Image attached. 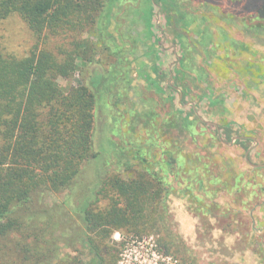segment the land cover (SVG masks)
Wrapping results in <instances>:
<instances>
[{"label":"rangeland","instance_id":"obj_1","mask_svg":"<svg viewBox=\"0 0 264 264\" xmlns=\"http://www.w3.org/2000/svg\"><path fill=\"white\" fill-rule=\"evenodd\" d=\"M108 1L78 37L75 73L58 78L95 89L97 156L15 209L27 237L0 240L1 264H95L80 210L108 177L143 173L165 179L161 222L114 231L112 264H264V21L233 0ZM70 37H37L17 13L0 21V45L19 57L78 48Z\"/></svg>","mask_w":264,"mask_h":264},{"label":"trees","instance_id":"obj_2","mask_svg":"<svg viewBox=\"0 0 264 264\" xmlns=\"http://www.w3.org/2000/svg\"><path fill=\"white\" fill-rule=\"evenodd\" d=\"M108 2L0 0V21L17 13L37 37L69 34L78 46L59 53L49 48L32 49L29 55L19 57L0 45V240L15 231L26 238V224L21 215H13L15 209L25 206L37 191L69 186L82 164L97 156L93 150L97 93L81 83L66 90L58 78L69 79L75 73L81 48L78 37L97 26ZM232 3L240 15L248 13L264 21V0ZM165 189L162 176L144 173L130 181L119 174L104 180L97 198L80 210L95 264L117 260L115 246L110 245L114 231L135 227L140 233L147 224L161 222L158 211ZM101 200L105 203L100 204ZM35 238L31 252L40 260L43 250ZM163 244L167 246V242ZM0 245L2 252L11 250L1 241ZM50 264L82 263L76 256Z\"/></svg>","mask_w":264,"mask_h":264},{"label":"built area","instance_id":"obj_3","mask_svg":"<svg viewBox=\"0 0 264 264\" xmlns=\"http://www.w3.org/2000/svg\"><path fill=\"white\" fill-rule=\"evenodd\" d=\"M153 255H156L155 253H153Z\"/></svg>","mask_w":264,"mask_h":264}]
</instances>
